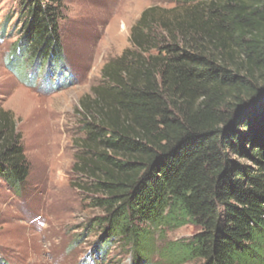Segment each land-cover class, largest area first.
<instances>
[{"label":"trees","instance_id":"obj_1","mask_svg":"<svg viewBox=\"0 0 264 264\" xmlns=\"http://www.w3.org/2000/svg\"><path fill=\"white\" fill-rule=\"evenodd\" d=\"M133 26L81 102L73 172L105 210L101 238L152 264L157 231L191 224L179 263L264 264V0H172ZM20 50L62 62V0H22ZM13 116L0 111V179L20 190L30 167ZM110 245V246H111Z\"/></svg>","mask_w":264,"mask_h":264},{"label":"rangeland","instance_id":"obj_2","mask_svg":"<svg viewBox=\"0 0 264 264\" xmlns=\"http://www.w3.org/2000/svg\"><path fill=\"white\" fill-rule=\"evenodd\" d=\"M62 62H35L19 52L25 13L22 0H0V111L9 112L22 137L30 167L20 190L0 179V264H132L124 241L111 245L98 228L105 210L90 186L73 172L85 138L80 102L102 82V70L130 47L144 10L172 8V0H62ZM199 228H161L152 264L168 257L173 243ZM111 245V246H110Z\"/></svg>","mask_w":264,"mask_h":264}]
</instances>
